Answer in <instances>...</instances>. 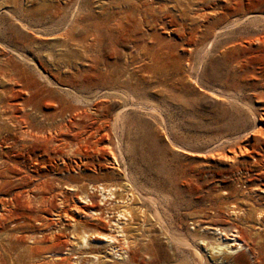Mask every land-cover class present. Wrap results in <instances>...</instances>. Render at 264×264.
I'll return each mask as SVG.
<instances>
[{
	"label": "rangeland",
	"instance_id": "374dc122",
	"mask_svg": "<svg viewBox=\"0 0 264 264\" xmlns=\"http://www.w3.org/2000/svg\"><path fill=\"white\" fill-rule=\"evenodd\" d=\"M253 11L264 0H0V264H264ZM124 209L123 261L81 243ZM236 238L247 250L213 254Z\"/></svg>",
	"mask_w": 264,
	"mask_h": 264
},
{
	"label": "bare ground",
	"instance_id": "6f19581e",
	"mask_svg": "<svg viewBox=\"0 0 264 264\" xmlns=\"http://www.w3.org/2000/svg\"><path fill=\"white\" fill-rule=\"evenodd\" d=\"M250 15L255 20L262 19L264 21V16H262V13L258 11H253L250 13ZM57 116L59 118H63L61 114H58ZM120 116H118L115 119L114 128H116L118 121L120 120ZM258 127H259L258 125H255L254 132H258L257 130ZM77 128L78 129L84 128L85 130L86 127L77 125ZM94 130L95 132H99L102 130V128L96 127ZM88 132L91 133L90 127L88 128ZM130 184L138 192L137 186L133 184V182L131 181H130ZM96 192L100 193V196L102 197V200L104 201V203L102 202L101 204L103 206H105L108 201H115L117 198L116 196L117 189L113 186H108V187L98 186L96 187ZM146 200H148L149 202L153 204L155 203L154 200L151 198H146ZM82 203H83V206L80 205L79 207H75L74 210L82 212L88 218L99 221L101 213H102L99 207L100 205L99 206L92 205L90 204V201L88 202L83 201ZM119 203H124V202L119 201ZM130 216H131V213L126 211V209H124V212L118 214L115 217V220L111 221L112 222L111 228L107 229L106 227H103L101 228L100 232H96V233L83 232L82 236L80 237L81 243H83L84 246L91 247L92 252H96V253H101V250H100L101 247L107 246L108 247L107 249L110 255H113L118 261H123V256H125L126 258L129 254L128 247H127L128 243H127L125 233H124L125 232L124 227L126 226V222L129 220ZM214 232H215L214 234H218L220 236L224 235L220 229H216ZM232 241L234 242L231 243L230 245H222L223 243L219 241L216 247L212 248L213 254H217L219 256L226 255V254L235 255L237 251L242 252L243 250H247L244 243L238 242L239 240H237V238L233 239ZM180 243L185 245L184 242H180ZM194 251L197 256L202 257L197 248H195ZM201 259L202 258H200V260ZM94 260L96 264H105L103 261H101V258L99 256H94Z\"/></svg>",
	"mask_w": 264,
	"mask_h": 264
}]
</instances>
